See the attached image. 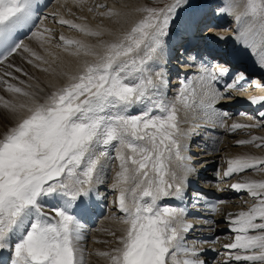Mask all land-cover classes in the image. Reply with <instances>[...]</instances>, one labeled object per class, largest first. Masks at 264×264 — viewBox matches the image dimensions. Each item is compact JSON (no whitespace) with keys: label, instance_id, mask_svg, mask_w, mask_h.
Wrapping results in <instances>:
<instances>
[{"label":"snow or ice","instance_id":"6c2138e0","mask_svg":"<svg viewBox=\"0 0 264 264\" xmlns=\"http://www.w3.org/2000/svg\"><path fill=\"white\" fill-rule=\"evenodd\" d=\"M96 7L107 8L103 4ZM188 7L190 0H173L164 8L143 7L139 9L142 18L97 45L61 35L66 51V46L76 47L71 55L92 59L83 60L73 72H59L64 82L50 85L49 91L38 85L29 91L7 84V91L23 98L18 104H4L15 122L0 136V251L9 252L10 264H85V249L81 248L85 236L78 217L89 210L82 198L99 182L109 146L116 147L120 162L113 189L118 190L117 209L122 213L118 219L126 227L117 237L119 246L98 255L108 257L110 264H205L199 259L200 252L185 242V234L193 228L184 220L186 208L159 202L182 200L195 171L186 155L183 141L187 133L181 127L180 112L226 126L229 113L216 107L224 99L216 84L228 69L205 68L197 81L181 80L174 101L165 102L164 74L150 68L164 53L180 10ZM236 7L238 12H234ZM38 11L39 0H0V63L23 52L31 57L28 64L39 67L34 61H43V57L20 38L31 32L30 39L43 41V32L31 31ZM221 11L234 15V40L264 68V0H242L240 5L229 2ZM97 14L108 19L121 16L114 9ZM55 22L91 37L111 35L99 26L93 29L62 17ZM9 67L28 76L21 67ZM245 79L237 73L225 90L243 87ZM250 103L264 105V96L252 97ZM133 108L139 114L130 115ZM259 116L264 120V111ZM227 127L236 131L264 124ZM216 143L208 147L216 150ZM236 144L264 149V137L252 136ZM226 163L225 178L264 172V157L260 156L239 155ZM231 188L245 193L253 203L227 217L233 234L232 242L224 246L231 250L229 259L236 264H264V180L245 179ZM49 198L56 203L46 213ZM216 210L212 205V211Z\"/></svg>","mask_w":264,"mask_h":264},{"label":"bare ground","instance_id":"6f19581e","mask_svg":"<svg viewBox=\"0 0 264 264\" xmlns=\"http://www.w3.org/2000/svg\"><path fill=\"white\" fill-rule=\"evenodd\" d=\"M229 2L235 5L242 4L239 0H228L221 2L223 3V5H221V10ZM100 4L106 5L107 8H97L96 6ZM145 4H147L146 0H54L50 2V5L47 7L49 8L47 11L48 13L44 17V20L48 19L50 21V26L46 25L45 21L43 22L42 20L39 27L34 30V32H43V41L36 38L30 39L29 37H31V35L23 41L37 54L38 52L42 53L41 50L46 51V56L49 59L46 57L47 59H45V61H47V63L43 62L44 64L41 70L47 68L48 71H37L33 64L27 63V59L31 58L29 54L20 52L9 57L8 60L3 63H0V87L7 88V84L10 83L17 87L32 91L38 85L44 88L45 91H49L50 85H61L64 81L57 75L59 72H73L83 60H91L92 57H86L83 54L79 57L71 55L70 53L76 51L74 45L66 46V51L65 46L56 49L51 47V42L43 44L45 39H49L47 36H50V33L52 34V32H50L51 29L57 30L55 36L60 43H62L60 36L63 35L66 39L81 41L88 45H97L100 40L114 39L116 35L127 30L136 20L142 18L143 13L139 11V9L146 7ZM89 8L93 10L89 11ZM209 8V4L205 3L198 5L193 11L185 12L180 15L176 23L172 25V34L166 38L164 53L159 54L157 58L150 63V68L154 70V73L160 72L164 74L166 85L162 89L163 98L165 102H173L179 91L181 80H191L195 82L204 74L205 68L212 71L211 65L199 61H182L183 58L180 56L183 53V51L180 50L186 47L190 41H196L195 47H197V44L202 42L206 35L211 45L210 54L218 50L217 53L225 57L223 58L224 63H219V67L228 69L229 63H231V67L236 74L243 73L245 77L253 78L251 80L252 84L250 82L247 86H243L238 90L232 89L230 91H226L224 87L225 84L229 83L225 79L228 73L219 78L216 87L220 90L224 99L220 100L216 107L221 113H229L225 121V127L209 124L199 119L195 114L186 115L183 111L180 112L182 121L181 127L187 133L183 141L187 149L186 155L191 157L189 163L195 169L189 176V183L185 189V194L189 197L193 196L194 198L192 206H188L189 208L196 209L200 214L205 213L206 210L197 206L195 203L203 195L210 196L207 192L213 193L214 197L217 198L221 204L219 210L205 223L207 230L216 236V243L211 245L198 241V244H196L195 238L197 236L194 233H196L195 227L198 222L195 217L187 216L184 217V220L186 223L193 225V229L185 234V242L189 248H195L194 246L196 245V250L204 248V245H206V247H215V249L218 250V256L212 260H205L203 256H199V259L205 261V264H226V262L227 264H236L235 261L229 259L231 250L224 247L226 244L231 243L233 239V234L228 228L227 217L229 214L247 210L253 203V200L245 193L234 191L230 184L232 185L245 179L264 180V172L248 171L228 178L223 176V172L227 168V160L235 156L250 154L264 157V149H257L253 145L238 146L236 144L237 140L250 139L252 136L264 137V127L241 128L236 131H229L227 126L233 123L249 125L257 123L264 124V120L259 116V112L264 111V105H253L250 103V98L264 96V68H261L258 63L254 62L253 57L246 55L234 40V32L237 27L234 15H228L220 11L218 16L213 18L212 24H210L204 21V17L210 12ZM107 9H114L120 12L121 16L119 18L113 17L112 19H108L107 17H102L97 14L98 12L107 11ZM238 11L239 7H236L234 12ZM53 13L57 15L54 17L52 15ZM44 14L43 11V15ZM61 17L93 29L99 26L106 33H111V35H105L100 38L85 35L78 30L71 29L69 26L56 23L55 21ZM213 24H217L218 27H215ZM194 26L195 32L192 36L186 38L188 29L190 28L192 30ZM45 29L49 31H45ZM183 42L185 43L181 46L180 44ZM199 48L200 47H198V50L202 53V49ZM202 55L204 56V54ZM184 56H186V53ZM176 62V67L180 70H177L174 66ZM34 63L37 64L36 61H34ZM9 65L23 68L25 72L32 76L31 79L29 80L25 76H20L22 74L15 72L14 67H9ZM34 71L37 72V75H35ZM218 71L219 69L216 70V72ZM6 72L11 73V75H5ZM24 78L28 80L26 81ZM169 79L173 80L169 81ZM21 81L24 83H21ZM258 83L263 84L260 85ZM29 85L33 87L29 88ZM8 94L9 96L7 98L4 97L6 100L0 95V98H3L0 100V136H3L7 129L15 122L12 112L9 108H5L4 104L6 102L10 105L18 104L23 99L14 93L9 92ZM257 106H262V108L256 109ZM237 109L242 111L245 110L249 113L247 114L242 111L238 113ZM129 114H139V109L133 108L129 111ZM192 121L193 126L190 125ZM205 126H207V129H205ZM214 141H218V143L215 144L216 150H212L208 147V145L212 144ZM107 152L108 155L102 160L103 170L100 171L99 182H95L93 185L92 197L96 202H106L110 213L108 212V215L93 229L89 237L81 242V248L85 249V264H110L108 257L100 256L98 253L111 252L112 249L118 247L117 237L126 227L121 224L118 219L122 216V213L117 209L118 190L113 189L115 175L120 170V162L116 159V148L113 149V146H109ZM190 184L198 185V187L205 190L200 191L189 186ZM104 185L109 188L110 191H107ZM107 194L108 199L106 197ZM54 203H56V201L49 198V203L45 206L44 211L46 213H51V206ZM159 203L161 206L170 205L176 207L174 198H165ZM197 228V230H201V224H199ZM112 232H115L116 236L111 235ZM231 254L234 255L235 253Z\"/></svg>","mask_w":264,"mask_h":264},{"label":"rangeland","instance_id":"374dc122","mask_svg":"<svg viewBox=\"0 0 264 264\" xmlns=\"http://www.w3.org/2000/svg\"><path fill=\"white\" fill-rule=\"evenodd\" d=\"M225 1H228V0H190V4H191V7H188V8H185V9H182V10H180V12H179V17H180V15L181 14H183V13H185V12H189V11H193L194 10V8H196L198 5H201V4H205V3H208L209 4V6H210V8H209V11H210V17H211V19H213V18H216L217 17V13L221 10V5H223V3H221V2H225ZM240 2H242V0H239ZM173 2V0H146V3L147 4H145V6L146 7H155V8H164V7H166L167 5H169V4H171ZM220 13V12H219ZM215 16H214V15ZM213 16V17H212ZM47 20L48 19H45V20H43V22L45 21V23H46V25H48V26H50V21L48 20V22H47ZM178 20V19H177ZM48 23V24H47ZM176 23V22H175ZM174 23V24H175ZM218 27V26H217ZM48 28V27H47ZM206 31V30H205ZM204 31V32H205ZM50 32H52V34L50 33V36H47V38H49V39H45V41L43 42V44H45V43H49V42H51L50 43V45H51V47L52 48H56V49H59L61 46H62V43H60L59 42V40L56 38V36H55V34H56V32H57V30H54V29H51L50 30ZM52 35V36H51ZM48 40V41H47ZM59 42V43H58ZM59 44V45H58ZM58 45V46H57ZM59 47V48H58ZM42 51V53L41 52H38V55H42L41 57H43V61H45V59H47L48 57L46 56L47 55V53H46V51H44V50H41ZM47 57V58H46ZM49 59V58H48ZM43 61H36L37 62V65H39V67H35V69L37 70V71H42L41 70V67H43ZM40 62V63H39ZM179 65V64H178ZM175 67L177 66V62L175 63V65H174ZM38 69H40V70H38ZM176 69L177 70H180L178 67H176ZM153 73H154V70H151ZM34 73H35V75H37V72L36 71H34ZM29 76H25V77H27L29 80H30V77H32V76H30V74H28ZM20 76H24V75H20ZM27 78H24V80H28ZM172 78V77H171ZM173 79H169V81H172ZM3 89V90H2ZM3 91V92H2ZM7 93V94H6ZM9 91H7L6 90V87H4V88H1L0 87V95L1 96H3V98L4 97H8L9 96ZM4 94H6V95H4ZM4 100H6L5 98H4ZM1 105V104H0ZM194 121V120H193ZM193 121L190 123V125H192L193 126ZM115 146H113V149H115L114 148ZM231 179V178H230ZM230 186H231V184H230Z\"/></svg>","mask_w":264,"mask_h":264}]
</instances>
